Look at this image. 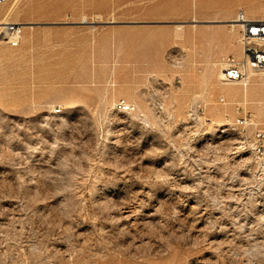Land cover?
I'll list each match as a JSON object with an SVG mask.
<instances>
[{
	"label": "rangeland",
	"instance_id": "obj_1",
	"mask_svg": "<svg viewBox=\"0 0 264 264\" xmlns=\"http://www.w3.org/2000/svg\"><path fill=\"white\" fill-rule=\"evenodd\" d=\"M240 10L264 0L0 4L26 25L0 40V264H264V72L219 76Z\"/></svg>",
	"mask_w": 264,
	"mask_h": 264
},
{
	"label": "built area",
	"instance_id": "obj_2",
	"mask_svg": "<svg viewBox=\"0 0 264 264\" xmlns=\"http://www.w3.org/2000/svg\"><path fill=\"white\" fill-rule=\"evenodd\" d=\"M5 2L6 0H0V4ZM235 19L240 27L241 57L228 58L223 70V81L246 84L251 73L264 72V19L250 18L243 10L237 13ZM23 27L24 25L20 22L0 23V40L17 46L22 36ZM223 100L224 98L221 97V101ZM122 106L131 108L130 104L123 103ZM250 125H253L251 115L239 116L233 123V127L240 130H245ZM248 147L252 149V154L262 161L264 168V127H256Z\"/></svg>",
	"mask_w": 264,
	"mask_h": 264
},
{
	"label": "bare ground",
	"instance_id": "obj_3",
	"mask_svg": "<svg viewBox=\"0 0 264 264\" xmlns=\"http://www.w3.org/2000/svg\"><path fill=\"white\" fill-rule=\"evenodd\" d=\"M232 26H239L238 22H236V19L235 18H231V19H228L227 20ZM4 22H8L7 20H0V23H4ZM82 22H87V21H82ZM24 26H26L24 23H23ZM241 57V53L239 52L238 53V58ZM224 67L221 68L220 70V73H219V76L222 78L223 77V73H224ZM219 77V78H220ZM225 84H227V88H226V91L228 93H230L231 95H237L239 93V89L238 88H235L233 86H231L232 84L236 83L234 81H228V82H224ZM229 85V86H228ZM122 109L125 110V111H128L129 108L128 107H125V106H122ZM223 131H226V130H223ZM252 150V149H251Z\"/></svg>",
	"mask_w": 264,
	"mask_h": 264
}]
</instances>
